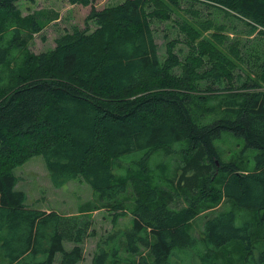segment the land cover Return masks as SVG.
Listing matches in <instances>:
<instances>
[{"label":"trees","instance_id":"trees-1","mask_svg":"<svg viewBox=\"0 0 264 264\" xmlns=\"http://www.w3.org/2000/svg\"><path fill=\"white\" fill-rule=\"evenodd\" d=\"M17 1L0 0V264H53L57 255L60 264H76L90 228L77 216L29 206L17 188V166L40 156L53 186L80 178L97 202L121 212L134 179L118 172L121 159L141 153V167L154 151L176 145V171L161 182L145 179L129 221L118 227L124 214L114 215L91 264H119L121 252L136 257L127 264H183L181 253L196 254L195 264H216L213 254L232 242L264 264V248L252 254L251 229L237 224L231 209L202 215L201 235L189 231L211 208L208 183L217 176L223 199L260 211L264 224V0L92 6L83 27L73 25L37 54L23 52L24 28L33 35L42 24L34 15L25 24ZM172 14L188 53L181 59L173 41L163 61L151 20ZM26 132L33 135L16 140ZM223 132L254 153V169L222 160L216 140ZM65 240L73 246L65 249Z\"/></svg>","mask_w":264,"mask_h":264},{"label":"rangeland","instance_id":"rangeland-1","mask_svg":"<svg viewBox=\"0 0 264 264\" xmlns=\"http://www.w3.org/2000/svg\"><path fill=\"white\" fill-rule=\"evenodd\" d=\"M122 0H94L91 5L73 4L70 0H19L16 3L19 17L27 24L31 16L40 19L42 29L38 33L30 35L28 28H24L27 44L23 48V52L40 53L49 50L55 46V40L66 30H70L73 25L83 27L84 20L89 14L91 7L100 10L108 6L116 5ZM184 4L183 2H181ZM195 6V5H194ZM209 9H205L204 12ZM42 17V18H40ZM163 17V18H160ZM159 18L152 19V29L155 41L157 43L158 52L161 60L167 57L168 49L171 43L175 42L172 51L176 52L181 59L188 53L187 39L179 30L178 21L180 19L176 14H172V19L167 20L164 15ZM91 22H89V25ZM94 26L90 25L92 29ZM232 40V39H231ZM16 54H20L16 53ZM168 73V72H167ZM180 74V73H179ZM160 78H164L160 76ZM200 87H204V82L199 83ZM2 94L0 93V99ZM214 100L210 102L213 104ZM215 116L214 113L207 114ZM28 132L16 136L17 141L29 139ZM217 150L223 161L232 160L236 162L244 170H252L255 166L254 153L243 148V143L231 134L223 132L221 137L216 140ZM182 146L176 145L175 150L171 152L158 150L154 151L149 160L140 167L138 155L123 157L118 172L122 175L132 174L134 179L128 182V191L122 197L124 199V208H111L97 202V197L92 188L82 179H74L65 183L61 187L52 185L45 164L40 156H33L24 164L17 166L14 173L18 176L19 181L17 188L23 190L27 195V204L31 207L44 211H55L64 216H77L83 221L87 220L90 224L88 235L82 243V259L76 264H91L94 252L97 249V243L101 238L113 230L112 218L117 213H123L117 220L118 227H124L131 216L133 207L134 192L140 189L145 179L154 182H161L172 176V173L180 158V150ZM127 167V168H126ZM137 167L140 169L138 170ZM147 172V174L143 173ZM176 171V169H175ZM221 178L219 176L208 183L212 192L210 196L211 208L201 213L189 225V231L195 235H201L202 215L231 209L236 216V223H248L253 240V255L257 256V251L264 248V224L259 222L260 211L241 210L234 207L227 200H224L220 193ZM204 191H207L204 188ZM65 249L73 246V243L65 240L63 242ZM195 250L197 253L202 250L200 245ZM194 253V252H193ZM121 262L119 264H127L124 262L127 258L135 259L136 257L121 252ZM196 256V254H194ZM194 256L181 253L180 258L183 264H195ZM59 255L56 256L53 264L59 263ZM212 260L216 264H256L255 259L246 254V250L242 244L232 242L220 248L213 254Z\"/></svg>","mask_w":264,"mask_h":264}]
</instances>
